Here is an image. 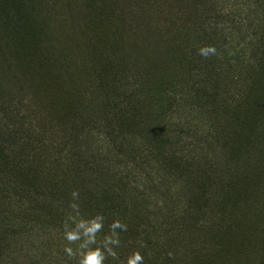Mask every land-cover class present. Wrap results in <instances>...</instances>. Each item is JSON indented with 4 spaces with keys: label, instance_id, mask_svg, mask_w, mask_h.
Here are the masks:
<instances>
[{
    "label": "rangeland",
    "instance_id": "obj_1",
    "mask_svg": "<svg viewBox=\"0 0 264 264\" xmlns=\"http://www.w3.org/2000/svg\"><path fill=\"white\" fill-rule=\"evenodd\" d=\"M200 115L227 154L197 177L184 173L177 131ZM104 133L115 155L162 176L140 192L148 183L124 170L116 192L177 205L185 177L202 205L193 222L208 223L174 241L182 260L169 264H264V0H0V264H78L64 247L80 241L63 233L75 227L72 203L95 214L93 181L57 164L69 143L119 160ZM144 233L130 231L138 248Z\"/></svg>",
    "mask_w": 264,
    "mask_h": 264
},
{
    "label": "trees",
    "instance_id": "obj_2",
    "mask_svg": "<svg viewBox=\"0 0 264 264\" xmlns=\"http://www.w3.org/2000/svg\"><path fill=\"white\" fill-rule=\"evenodd\" d=\"M200 91L201 90H198L196 92L194 91L193 94L198 95ZM184 94H182L180 97H174L175 104H179L175 106H180L179 108H181L189 105L187 100L190 99V97H188V99L185 101ZM243 98L244 97L239 94H232L230 96L232 103L233 101L239 103ZM252 100L253 98H251V102ZM247 102L248 100L246 101V103ZM258 108L259 105H257V109ZM249 109H252L251 103L248 106L247 110L250 111ZM199 118L201 120V123H197V120L195 118L191 121L186 120L184 122H180L181 131H177L178 141L180 143H183L182 148L180 149L178 154H180L184 173H190L192 174V176L196 175L197 177L200 175H205L206 171L211 172V170L216 169L218 164H220L218 160L224 157L225 154H227L225 142L222 145L223 142L221 143L220 131L217 132L218 127H215V125L213 124L214 120L212 121L211 119L204 116L202 117L201 115L199 116ZM165 119L166 117H164L162 121H164ZM204 123L206 125H203ZM163 125L168 127V124L166 122H163ZM104 134L109 140L108 148H110L111 153L114 154L112 156L119 157V160H107V158H102L101 156H99V153H87L86 155L81 149H79L78 151H74V149L77 147H74L71 143H69L67 145H70V147H63L65 156L63 155V157H59V164H57V167L60 166V164L67 165L66 169H68L69 164L70 167L73 168V172L81 169L83 174L86 175L87 178L89 177L91 181H93L90 183V186H93V188L90 187L87 191V201L88 205L90 206H92L93 202H95L98 206L94 208L95 214L90 213L89 217H103V227L100 230V234L102 236L101 240L106 234L110 233L109 226L113 222V220L119 219L122 224L127 225L126 231H122L119 228L116 229V232L119 234L120 239V246L116 248L119 259L115 260L111 258L107 261L106 264H119V260L122 259L120 256L121 254H132L138 249L140 254L144 258V264H169L170 261L176 262L182 260V258L175 253L176 247L174 245V241L177 238L180 240L182 237L189 239L191 237L192 228L194 229L198 226L199 229H203L204 226L208 223L207 220L201 219L197 215L196 218L200 220L195 223L193 222L195 213L199 208H202V205H199L197 197L193 192L191 193V190L189 188V181H186L185 177L183 178V189L180 195V204L177 205L168 202V198L166 196L163 201H160V203H145L140 202L142 198H139L138 200L136 194L134 196L131 193H125L122 191L116 192L114 187H112V185H110L109 183L113 182L115 178L116 180H118V175H120L124 170H129L133 176H139V182H137L140 183L139 185H141L143 182L148 183V186L146 188H141L142 190L140 192H143L146 189L150 190V188H153L152 186L160 187V185L157 184V182L154 180H159L162 178V176H158L153 172L146 175L143 169H137V167L135 168L133 159L129 160L119 154L115 155L117 149L114 145L112 137H110L111 134ZM78 147H81V145H78ZM59 154L62 156V153ZM82 156H86L85 161H83V163L78 162L79 157ZM92 159L96 161L95 164L89 163ZM132 163L134 164V166ZM129 164L133 166V170L128 167ZM121 166L123 167L120 169ZM201 168H203V171ZM97 170H100L102 172V175H100V173L98 174ZM66 171L68 173V170ZM132 182L136 183L134 181ZM137 183L135 185L136 187L138 186ZM113 197H117L120 200H125L124 205L126 207L123 206L124 211L121 208H117L118 206H116L115 201H112ZM103 198H108L110 201ZM135 198L137 199L136 203H134ZM103 204L108 205V208L106 209L104 207L105 205ZM140 220H142L143 222H147V224L142 223ZM139 225L144 227L147 231V233L144 234L145 237L148 238H146L147 242L145 243L143 248H138V244L130 239L132 237V235H130V231L136 232L133 237H135L136 239L139 237ZM122 250H125V252L123 253ZM186 257L187 256H185V258Z\"/></svg>",
    "mask_w": 264,
    "mask_h": 264
},
{
    "label": "clouds",
    "instance_id": "obj_3",
    "mask_svg": "<svg viewBox=\"0 0 264 264\" xmlns=\"http://www.w3.org/2000/svg\"><path fill=\"white\" fill-rule=\"evenodd\" d=\"M208 51L214 52V49H201L202 55H206ZM78 195L77 192H73V197ZM70 208L73 212L77 213L76 216H71V222L75 225L72 230H64V239L71 244L72 242L80 241L77 251L74 253L73 248L70 246L64 247V253L67 257L72 258L74 255L78 256V264H104L107 256H111L113 259L118 260L116 248L120 246L119 234L116 229L122 231L127 230V225L122 224L119 219L113 220L110 224V233L106 234L103 240L98 244L96 235L103 227V217L95 216L84 219L79 216V206L76 203H72ZM67 225H65V228ZM91 245H97L96 247H90ZM141 247L143 245L141 244ZM143 256L139 251L133 252L126 261V264H143Z\"/></svg>",
    "mask_w": 264,
    "mask_h": 264
}]
</instances>
